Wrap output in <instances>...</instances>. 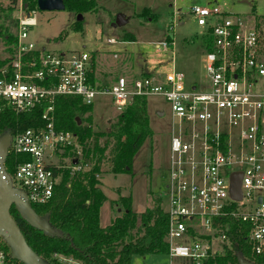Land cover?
I'll return each mask as SVG.
<instances>
[{
	"label": "built area",
	"instance_id": "2783aa9c",
	"mask_svg": "<svg viewBox=\"0 0 264 264\" xmlns=\"http://www.w3.org/2000/svg\"><path fill=\"white\" fill-rule=\"evenodd\" d=\"M26 5L18 0L14 39L0 62V114L42 109V125L10 135L7 146V156L22 157L13 175H7L29 206L51 200L61 180V172L54 171L64 169L61 153L78 147L75 134L55 128L57 98L78 97L92 105L107 97L119 114L133 97H158L167 103L170 118L161 194L167 204L162 210L168 217L167 256L179 260L176 264H204L227 245L228 219L248 225L250 255H263L264 53L257 26L243 29L235 16L194 6L191 14L212 39V51L204 55L205 84H186L175 65L171 38L157 46L170 53L171 71L163 77L127 81L117 76L100 84L90 53L47 52L30 40L35 11H27ZM233 173L241 174L239 201L230 196ZM9 256L0 249V264H14Z\"/></svg>",
	"mask_w": 264,
	"mask_h": 264
},
{
	"label": "rangeland",
	"instance_id": "374dc122",
	"mask_svg": "<svg viewBox=\"0 0 264 264\" xmlns=\"http://www.w3.org/2000/svg\"><path fill=\"white\" fill-rule=\"evenodd\" d=\"M25 2V0H22ZM96 10L82 14L81 30H73L77 15L67 11L34 10L31 17L36 25L29 30L30 40L39 48L48 52L68 53L84 51L90 53L93 71L100 84H107L114 77L122 76L127 81L142 77H163L171 71L169 52L157 47L169 38L174 40L176 68L186 76V84L206 83L205 50L202 41L206 39V30L197 25L191 14L194 6L217 8L221 13L238 18L243 29L257 26L261 32L262 52L264 53V0H94ZM18 0H0V24L15 34L14 16ZM12 8L8 13L5 11ZM148 13L141 15L143 9ZM9 14V15H6ZM117 15L125 23L113 28L111 25ZM156 20L149 21L150 18ZM149 19V20H147ZM259 26V27H258ZM116 41L110 44L107 40ZM170 41V40H169ZM11 44L0 38V62L9 55ZM151 139H145L132 159L129 174L112 175L110 170L111 141L107 133L118 115L110 98L98 97L86 114L90 121L83 125L99 134L98 143L109 146L101 161V174L98 176L99 188L106 197L99 209V223L103 228L111 224L120 215L117 202L121 197H130L131 211L139 216L152 209L156 204L166 210L167 204L161 197L166 182V169L169 147L170 118L167 103L158 97L146 100ZM163 113V116H159ZM89 147V143L85 148ZM83 147L75 148L76 156L71 158L62 152L60 160L64 170L87 171L93 161L85 158ZM76 162L77 164H72ZM76 167H75V166ZM14 182V181H13ZM13 187L20 189L15 183ZM136 233V230L133 231ZM179 260L167 255L133 256L130 264H176Z\"/></svg>",
	"mask_w": 264,
	"mask_h": 264
},
{
	"label": "trees",
	"instance_id": "16d2710c",
	"mask_svg": "<svg viewBox=\"0 0 264 264\" xmlns=\"http://www.w3.org/2000/svg\"><path fill=\"white\" fill-rule=\"evenodd\" d=\"M62 1L64 11L75 15L92 13L97 8L94 0ZM24 3L27 4V11L36 9L35 1L25 0ZM5 11L9 13L12 8ZM147 13L145 8L141 15ZM154 20L155 17L149 21ZM81 23L75 21L73 30L80 31ZM0 38L7 44H11L14 39L3 24H0ZM202 45L205 52L212 51L211 37L207 35ZM91 76L93 79V74ZM92 105L83 104L78 97H59L55 102V128L75 134L77 145L83 147L82 153L93 164L87 171H81L80 168L74 172L69 169L54 171L55 174L61 172V180L55 187L53 197L47 204L31 206L37 216H46V222L53 230L52 234L45 235L29 225L13 205L9 214L27 246L45 264H63L55 256L69 258L74 264H130L132 257L137 255H167L168 217L158 204L136 216L131 211L130 197H121L117 202L120 215L110 225L104 228L100 226L99 209L106 197L99 188L98 176L102 173L100 164L109 142L101 146L98 143L100 135L83 125L85 121H90L86 114L91 111ZM146 105V98L133 97L116 116L107 133L111 141L109 172L112 175L129 174L133 156L143 141L152 137ZM41 115V108L20 114L10 111L0 114V136L6 133L14 135L27 128L41 126ZM87 143L89 147L85 148ZM65 155L74 158L76 153L74 149L68 148ZM21 159L22 157L12 155L6 157L4 167L9 176L13 175L15 165ZM226 223L227 245L221 252L209 256L204 264H239V260L264 264V254L257 257L250 255L248 225L236 219H228ZM0 249L9 253L14 264H23L11 257L10 249L1 237Z\"/></svg>",
	"mask_w": 264,
	"mask_h": 264
},
{
	"label": "water",
	"instance_id": "95a60500",
	"mask_svg": "<svg viewBox=\"0 0 264 264\" xmlns=\"http://www.w3.org/2000/svg\"><path fill=\"white\" fill-rule=\"evenodd\" d=\"M37 9L40 11H64L62 0H37ZM82 15L78 14L76 21L82 20ZM125 23L120 15H117L112 27H120ZM163 116V113H159ZM79 122V120L77 119ZM10 134L0 136V237L10 249L11 257L23 264H45L34 254L32 249L27 246L19 229L15 225L9 214L10 207L13 205L20 217L29 225L41 230L45 235H51L53 230L46 222V216L39 217L27 203L24 195L12 188L9 176L4 170V162L7 157V146ZM76 164V162L74 163ZM240 173H233L230 176V196L233 200L241 199L240 192ZM239 264H252L239 260Z\"/></svg>",
	"mask_w": 264,
	"mask_h": 264
},
{
	"label": "crops",
	"instance_id": "0c3cea01",
	"mask_svg": "<svg viewBox=\"0 0 264 264\" xmlns=\"http://www.w3.org/2000/svg\"><path fill=\"white\" fill-rule=\"evenodd\" d=\"M106 227V226H105ZM104 228V227H103Z\"/></svg>",
	"mask_w": 264,
	"mask_h": 264
}]
</instances>
